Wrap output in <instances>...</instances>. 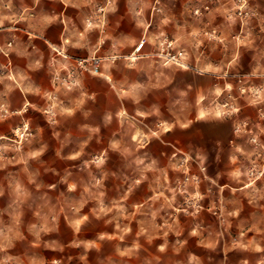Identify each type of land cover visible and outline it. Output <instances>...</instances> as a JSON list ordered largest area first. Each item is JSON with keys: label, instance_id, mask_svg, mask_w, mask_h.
Returning <instances> with one entry per match:
<instances>
[{"label": "clouds", "instance_id": "obj_1", "mask_svg": "<svg viewBox=\"0 0 264 264\" xmlns=\"http://www.w3.org/2000/svg\"><path fill=\"white\" fill-rule=\"evenodd\" d=\"M160 2L0 0V264H72L76 259L83 264H203L188 251V238L214 251L232 219L246 211L245 199L251 221H239L238 236L230 246L225 243V255L216 264H232L228 251L242 253L235 264H264V0H198L189 36L178 37L175 46L180 40L192 48L209 41L219 63H206L199 53L195 71L223 83L195 104L179 107L170 100H147L164 83L157 78L130 84L141 66L132 56L122 58V49L149 42L150 24L160 29L150 37L154 44L167 26H175L170 11L146 18L149 10L158 12ZM5 22L26 25L29 40L22 42L19 30L5 28ZM122 22L134 23L145 39L134 30L122 31ZM50 27L59 34L58 46L45 38ZM37 40L51 51L46 62ZM84 52L91 61L101 58L102 71L86 76L79 70L73 61L83 59ZM187 60L185 52L178 67L187 71ZM105 91L111 98L107 105ZM130 113L135 114L131 119ZM196 122L222 126L227 136L216 143L231 145L228 178L236 187L227 201L208 209L219 212L216 239L191 222L184 237L178 217L195 221L204 210L201 201L217 184L204 174L206 149L196 151L194 145L179 167L169 152L179 151L173 139L189 134ZM193 165L202 179L189 177ZM172 172L188 178L173 187ZM85 233L95 238L86 239ZM157 239L162 243L154 244ZM72 249L80 250L78 256Z\"/></svg>", "mask_w": 264, "mask_h": 264}, {"label": "rangeland", "instance_id": "obj_2", "mask_svg": "<svg viewBox=\"0 0 264 264\" xmlns=\"http://www.w3.org/2000/svg\"><path fill=\"white\" fill-rule=\"evenodd\" d=\"M158 9L157 13H152L149 10V19L154 20L155 17L162 13L161 5L156 6ZM199 7V3L195 1L193 4L186 7V14L183 15L182 21L178 19L180 16L176 17V24L173 27L172 25L167 26L164 29V36L159 39L157 43H152L150 37L158 36L160 29L158 28L157 23L150 24L148 28V37L149 42L143 43V46L140 51L135 52L137 47L133 46L132 49L126 53L122 54V58L124 55L132 56L136 59L137 63L141 66V70L135 73L136 79L140 82H149L151 79L153 82L157 78L164 83V88L162 89H153L151 93L148 94L147 100L156 103H164L167 104L169 100L173 105L179 107L183 103L195 104L196 99L200 95H207V93L211 90L213 85H220L223 82L217 81L215 76L206 73L204 76L199 75L196 69V54L203 53L201 57L206 63H212L214 66L218 65L219 58L212 53L210 42L204 40L197 48H192L188 42L184 40H180L179 46H175L177 44L178 37H188L191 29L188 27V24L191 23V15L194 13L196 8ZM203 11V9H201ZM177 29H183L182 33L178 32ZM145 39L144 34L140 38V40ZM168 51L169 53H175L181 51L183 56L185 52L188 53V60H187V71L178 67L175 64H165L162 58V55ZM66 55H68L66 53ZM101 59L100 57H98ZM88 61L87 57L83 59ZM77 63L76 61H73ZM79 65V64H78ZM79 70L83 71L84 74L87 76L90 74L88 71L87 62L84 63V67H80ZM99 71H102L100 67ZM231 73L230 77L231 78ZM63 76V73H62ZM173 90L171 96L168 95H158V93H165L167 90ZM181 91L187 92L186 97H181L179 93ZM146 101H142V103H146ZM207 100L203 102V105L207 107ZM135 114L130 113L129 119H131ZM190 119H194L193 115H189ZM184 137L181 135H177L172 143L175 145L176 149L179 151H175L174 149H170V153H174L175 160L173 163L179 167L183 164L184 157L188 154L193 152V146L196 145V151H199L201 148L206 149L209 152V160L206 161L205 167L207 174L211 176L212 179L217 180V184L212 186V195L205 200L201 201V206L204 209L200 215L196 218L195 221H191L190 218L183 216V214H178L181 227L185 228L186 231L184 232V237H187V230L189 223L191 222L192 227H196L197 224L204 230V235L208 237L209 231L213 232V236L210 239H216L217 234L221 231L220 228V217L219 212L217 211L216 215H213L211 211L208 209L212 205L219 206L221 200L227 201L230 197H232V188H235L236 185L229 180L228 178V171H229V163L227 159V155L230 152L231 145L227 143V140H224L222 143H216L217 139H222L227 136L226 130L219 125L213 124L212 122H196L189 130V134H183ZM198 172V167L193 165L192 170L189 172V177L192 175H197L200 179H202L203 175ZM218 174V175H217ZM171 176L176 177L175 183L172 184L173 187L177 185H183L184 181L188 177L181 178L182 174L177 173H170ZM171 183V181H170ZM227 185V187H225ZM223 189V191H221ZM206 187L205 184L200 185V192L201 194H205ZM189 192L194 194L195 189L189 188ZM238 195V194H237ZM244 204L246 206V211L242 212L239 217L232 219V227L225 230V240H220L217 243L216 249L213 251L209 248L203 247L200 245L198 238L190 237L188 238L189 242L187 245L188 251H191L195 254L200 260L203 261V264H216L217 261L223 259L225 252H224V245L227 242L230 246V241L235 239L238 236L239 228L238 223L240 220H245L246 222L251 221V217L249 213L252 211L251 206L247 205V200L245 199ZM226 210H231L232 205L225 203ZM160 221H158L159 223ZM211 226V228H209ZM250 226V223H249ZM86 239H94L95 237L90 233L82 234ZM252 233H249L251 236ZM183 238V237H182ZM170 241H175V236L170 235ZM146 242V241H145ZM154 244L162 243V240L157 239L153 242ZM74 254L78 256L80 250L79 249H72L71 250ZM52 255H63V254H56L52 253ZM95 253H91L89 256V260H92V257ZM229 259L231 260L232 264H235L236 258H238L242 253L237 251H228L227 253ZM209 257L212 260H209ZM72 264H83L82 261L78 259L73 260Z\"/></svg>", "mask_w": 264, "mask_h": 264}, {"label": "crops", "instance_id": "obj_3", "mask_svg": "<svg viewBox=\"0 0 264 264\" xmlns=\"http://www.w3.org/2000/svg\"><path fill=\"white\" fill-rule=\"evenodd\" d=\"M195 1L198 2V0H161L160 5L162 7V13L164 12H171L174 16H180L178 19H180L182 21V16L186 14V7H188L189 5H191V3L193 4ZM154 2V0H153ZM50 7H52V5H49ZM58 8L59 11H63L64 10V6L63 5H57L55 6ZM74 9H68V12H74ZM124 11L126 12V9H124ZM146 18L149 19V12L146 13ZM9 27H15V29L19 30L17 31V35L21 37L22 42H27L29 40L28 35L23 31V29L26 27V25L23 24H17L15 26H13L12 24H10L9 22H5V28H9ZM120 29L122 31H125L126 33L128 31H135L138 35V38L140 39L143 35V30L142 29H136L135 28V24L134 23H126V22H122V24L120 25ZM61 30H62V26H61ZM45 38H51L52 43L56 44L57 46L59 45V34L58 32L55 31L54 28H49L45 30ZM8 43H11V40L7 41ZM35 44L39 45L41 47V51L45 52V62L47 61V59L49 58V56L51 55V51L50 49L47 48V45L44 44L43 41L41 40H37L34 42ZM109 45L111 42H108ZM133 47V46H132ZM132 47H127L122 49V54H126L128 53ZM29 51H32L31 48H29ZM68 55H71V53H67ZM81 55L83 57H87V53H81ZM131 83H145V82H139L137 79H135L134 81H130ZM103 97H104V101H105V105L111 103V98L108 95V92H103ZM150 100V98H149ZM2 130V129H0ZM184 137V135H181V137Z\"/></svg>", "mask_w": 264, "mask_h": 264}, {"label": "built area", "instance_id": "obj_4", "mask_svg": "<svg viewBox=\"0 0 264 264\" xmlns=\"http://www.w3.org/2000/svg\"><path fill=\"white\" fill-rule=\"evenodd\" d=\"M142 46H143V43L137 45V47H139L140 50H141ZM135 52H137L136 49H135ZM182 57H183V53L181 51H178V52H175V53H172V54L169 53L168 51H166L162 55V58H163V61H164L165 64L171 63V64L178 65ZM99 61H100V59L97 58L96 61L77 60L76 62H77V64L80 65V67H84V63L87 62L88 71L91 73V72H98L99 71V69H100Z\"/></svg>", "mask_w": 264, "mask_h": 264}]
</instances>
